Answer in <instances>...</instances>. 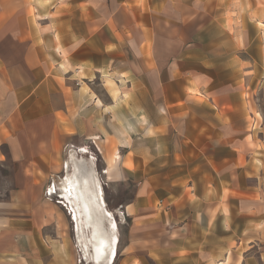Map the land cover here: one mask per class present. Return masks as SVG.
<instances>
[{"label": "crops", "instance_id": "crops-1", "mask_svg": "<svg viewBox=\"0 0 264 264\" xmlns=\"http://www.w3.org/2000/svg\"><path fill=\"white\" fill-rule=\"evenodd\" d=\"M255 90L264 0H0V264H88L47 193L80 159L103 264H264Z\"/></svg>", "mask_w": 264, "mask_h": 264}, {"label": "water", "instance_id": "water-1", "mask_svg": "<svg viewBox=\"0 0 264 264\" xmlns=\"http://www.w3.org/2000/svg\"><path fill=\"white\" fill-rule=\"evenodd\" d=\"M84 151H89L83 149ZM89 153V152H88ZM83 160L74 161L70 168L69 176L65 178L62 191H57L55 184L48 189L49 197H58L64 200L68 210L72 211V217L76 222V239L80 244L81 253L88 264H103L110 262L116 255L115 235L113 234L114 223L108 222V212L106 211V201L102 186L96 184V179L91 170L82 166ZM71 185V188L69 187ZM68 187L69 192L66 191ZM66 192L68 198H66ZM93 200L95 211L89 214L84 208V201ZM63 202V201H62ZM80 224L82 229H80ZM98 229V230H97ZM95 231L106 238L99 254L96 253L94 239Z\"/></svg>", "mask_w": 264, "mask_h": 264}, {"label": "rangeland", "instance_id": "rangeland-1", "mask_svg": "<svg viewBox=\"0 0 264 264\" xmlns=\"http://www.w3.org/2000/svg\"><path fill=\"white\" fill-rule=\"evenodd\" d=\"M249 94L248 95V98L251 99V102H252V112L256 118L257 121H255V119L253 118L252 120V125L256 126L257 129L260 128V124L263 122V118H264V101L263 100H260V96H259V91L258 90H255L253 93H250L248 92ZM262 104V106H261ZM124 192L125 194L129 195L130 193V189H125L124 188ZM122 192V193H124ZM121 193V194H122ZM111 203H115V202H112ZM114 205V204H113ZM82 262V259H81V256L77 253L76 255V264H81Z\"/></svg>", "mask_w": 264, "mask_h": 264}, {"label": "bare ground", "instance_id": "bare-ground-1", "mask_svg": "<svg viewBox=\"0 0 264 264\" xmlns=\"http://www.w3.org/2000/svg\"><path fill=\"white\" fill-rule=\"evenodd\" d=\"M68 198V197H67ZM94 203V202H93ZM94 206V205H93ZM86 210V209H85ZM106 239V238H105ZM96 249V248H95ZM99 251V249H97ZM101 250V249H100ZM97 253V252H96Z\"/></svg>", "mask_w": 264, "mask_h": 264}]
</instances>
